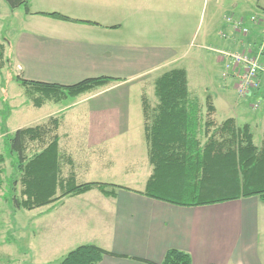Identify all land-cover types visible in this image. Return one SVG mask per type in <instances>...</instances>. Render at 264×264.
I'll return each mask as SVG.
<instances>
[{"label":"crops","instance_id":"obj_1","mask_svg":"<svg viewBox=\"0 0 264 264\" xmlns=\"http://www.w3.org/2000/svg\"><path fill=\"white\" fill-rule=\"evenodd\" d=\"M147 1L125 12L121 0L98 3L76 0L81 7L99 10L76 13L72 17L60 13L80 23L40 15L50 12L29 11L20 19L23 26L11 25L12 32L6 39L8 49L3 43L5 68L12 65L27 81L73 86L87 79H119L118 84L55 104L71 101L65 111L51 115L63 116L58 130L59 150L72 160L73 171L76 166L86 171L113 167L118 161L116 155L122 153L143 167L141 177L127 178L137 189L123 187L111 179V184L121 187L114 195L93 190L56 204L63 207L65 201L83 202L79 208L65 212V217L76 218L75 224L68 227L76 226L75 232L83 235L54 264L82 245H95L113 254L104 256L99 264H161L166 252L172 249L189 254L191 264H258L260 235L264 236V202L257 197L183 207L142 194L152 166L144 137L141 96L145 94L150 108L154 109L158 101L153 91L150 95L145 90L148 86L145 79L151 78L153 88L156 78L173 69L186 71L189 86L191 71L207 70L205 55L209 54L203 51H209L218 55L216 62L224 68L221 77L225 84L217 88L211 85V89H218L216 96L209 93L207 86L203 91L206 95L198 96L203 113L210 102L216 125L234 119L238 127L249 125L254 130L261 126L263 130L264 77H261L260 91L247 97L260 102L258 113L251 115L250 101L249 109L244 111L247 98L241 99L236 94L240 72L226 68L224 54L254 51L261 39L262 23L254 26L247 23L251 32L245 38L231 29L226 17L244 20L250 10L263 15L264 0ZM205 3L210 12L200 37L211 45L199 47L203 51L185 52L187 44L178 42L188 39L189 11L193 15V10L199 7L203 12ZM173 15L178 19L175 22ZM145 24L151 28L142 29ZM261 61L264 62V56ZM167 68L171 69L163 72ZM81 105H84L83 112L77 110ZM130 135L134 139L125 144L124 138ZM64 169L70 171L67 166ZM56 205L48 206V211ZM67 218L62 220L67 222ZM62 220L60 226H66ZM51 227L54 225H41L42 236L45 230L50 233Z\"/></svg>","mask_w":264,"mask_h":264},{"label":"trees","instance_id":"obj_2","mask_svg":"<svg viewBox=\"0 0 264 264\" xmlns=\"http://www.w3.org/2000/svg\"><path fill=\"white\" fill-rule=\"evenodd\" d=\"M3 1L9 9L23 8L29 14L28 0ZM40 15L81 22L57 12ZM6 63L5 45L0 40V73ZM15 81L35 108L59 104L121 82L103 77L61 86L27 81L19 75ZM153 94L158 101L154 109L146 95L141 96L144 137L152 166L143 195L183 207L213 205L241 197H257L264 202V128L260 145H256L249 125L238 127L234 119L216 125L213 106L207 102L203 113L198 97L189 90L184 69H173L156 78ZM62 120V115L51 116L41 125L5 133L6 156L18 174L10 185L11 190L18 185V196L8 200L14 211L56 205L65 198L93 190L114 195L121 188L105 183H77L72 160L59 150ZM4 163L5 155L0 154V189ZM65 166L70 168L66 177ZM108 255L113 256L95 245H82L69 251L58 264H99ZM161 264H191V257L172 249L166 252Z\"/></svg>","mask_w":264,"mask_h":264},{"label":"rangeland","instance_id":"obj_3","mask_svg":"<svg viewBox=\"0 0 264 264\" xmlns=\"http://www.w3.org/2000/svg\"><path fill=\"white\" fill-rule=\"evenodd\" d=\"M75 1L76 0H28V8L29 11L33 12H57L59 14L63 13L71 17L77 15L76 13H78L79 15L80 13H85L88 11H99L81 7L76 4ZM93 1L95 3H98L103 0ZM1 2L0 40L7 45L8 49L6 39L10 37V32H12L11 25L23 26L20 19L21 17H25V11L23 8H20L17 12H14L13 10L9 9L4 1L1 0ZM121 2H124L123 7L125 8V12H127L131 7L136 6L137 4H147L148 1L121 0ZM76 5H78L79 7H77ZM145 11H148L147 7L145 8ZM175 11L178 10H173V12ZM254 11L250 10L247 12L249 13L248 18L243 20L245 23H248V19L251 17L250 14L256 13ZM258 11L260 12V10ZM193 12L194 14L192 15L189 11L188 30L186 32V34L188 35V39L186 41L185 39H183L178 42V44L182 43L183 45L184 43H186L187 46L185 48V52L191 51L195 53L196 51H203L200 50L199 47H207V45H211L208 44V42H204L200 37L202 30L207 24V18L210 12V8H208L205 3L203 12H201V9L199 7L196 10H193ZM261 16L262 18H264V14ZM228 18L226 17V20ZM176 20L178 19L175 18V15H173L172 21L175 22ZM248 25L253 26L249 23ZM262 25L264 24L262 23ZM148 27H150V25L148 24L141 26V28L144 30H147ZM239 34L245 38L250 35H242L241 33ZM192 35H195L193 40ZM190 44H192V47H189ZM258 45L259 43L254 48L253 52L247 50L243 53L238 54H248L254 56L255 50H257ZM203 52L204 54H209L205 55V62H207L206 64L208 68H206L207 70L205 72L203 71V69L199 70L200 72H190L189 90L193 95H196L197 97H204L206 94H204L203 91L207 86L210 89L209 93L212 96H216L218 89H211V85L217 88L218 86L225 84V80L221 77L224 68L222 64H218L216 62V56L218 55L205 50ZM262 56L258 58V63L261 66H264V62L261 61ZM170 69L171 68H167V70L163 72L169 71ZM199 73H201V76H199ZM16 75H18V73L14 71L12 65H8L0 73V154L5 155V163L3 165L4 173L1 176L3 179V185L0 189V264H54L56 263L55 261H57L61 257V255H64L66 249H69L71 246L79 243L75 241L78 240V236L83 235L80 232H75L74 227L76 226H73L71 228L68 227L69 225L75 224L76 218L65 217V212L67 210H74L75 208H79L80 205H83L81 204L83 202L79 199L65 201L63 207L56 205L52 207L55 209L50 211H48L49 207H43L32 211H14L10 206L8 200L11 196H18V185L13 190H11L10 186L11 182L18 178V174L13 166L12 160L6 156L7 150L4 145V138L6 135L5 133L13 134L17 129L34 127L43 124L44 122H46V119L53 113L65 111L71 101L62 103L59 106L48 103L42 108H35L29 101H27V98L24 95V90L15 81ZM145 81H147L146 83L148 85L145 90L151 95L153 91L152 80L151 78H146ZM237 86L238 83L236 85V89H238ZM128 95L131 96L132 91ZM249 101L250 104L254 102L250 98H247L246 103H243L245 104L244 108L242 107L244 111H247L249 109ZM83 108L84 105H81L77 110L79 112H83ZM259 108H252V111H249L250 114H257ZM65 129L66 128L64 127L62 131ZM252 131L254 133V143L256 145H260L263 131L262 127L258 126L257 129H254ZM133 139V136H127L126 138H124L125 144L126 142L130 143ZM116 157L118 158V161L116 162V164H114L113 167L101 169H99L100 167H96V170L90 168L88 171H86L84 168L76 166L74 171L77 183L108 184L110 183V181H112L111 179H115L123 187L126 186L132 189H137V186L133 185L131 181L127 180V178H130L132 176L141 177L143 167L136 165L137 163L134 164L127 153L117 154ZM63 175L65 177L68 175V169H63ZM95 192L97 191L95 190ZM64 218H67L68 221L64 222L62 220ZM61 220L63 221V224H66V226H60ZM53 221H55V224L53 223ZM52 224L54 225V228L51 227V229H49L50 233L45 230V234L43 235V237L40 230L41 225L52 226ZM257 255L259 257L258 264H264V236L262 234L260 235Z\"/></svg>","mask_w":264,"mask_h":264},{"label":"built area","instance_id":"obj_4","mask_svg":"<svg viewBox=\"0 0 264 264\" xmlns=\"http://www.w3.org/2000/svg\"><path fill=\"white\" fill-rule=\"evenodd\" d=\"M226 22L230 25L233 31L241 33L242 35H249L250 29L243 20H233L228 18ZM262 22L264 18L260 15H253L248 19L250 25H257ZM264 26V25H263ZM264 55V27L261 33V39L257 50H255V57L248 54H232L225 53L224 58L227 61V69H236L239 71L238 76V89L236 94L241 99H246L250 94L259 92L261 88V76H264V66L258 63V58ZM259 100L254 101L252 104L253 109L259 108Z\"/></svg>","mask_w":264,"mask_h":264}]
</instances>
